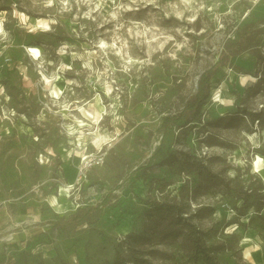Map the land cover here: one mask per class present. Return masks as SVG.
I'll return each instance as SVG.
<instances>
[{
  "label": "rangeland",
  "instance_id": "1",
  "mask_svg": "<svg viewBox=\"0 0 264 264\" xmlns=\"http://www.w3.org/2000/svg\"><path fill=\"white\" fill-rule=\"evenodd\" d=\"M223 51L235 67L164 134ZM263 158L264 0H0V264H204L164 195L217 264H264Z\"/></svg>",
  "mask_w": 264,
  "mask_h": 264
},
{
  "label": "trees",
  "instance_id": "2",
  "mask_svg": "<svg viewBox=\"0 0 264 264\" xmlns=\"http://www.w3.org/2000/svg\"><path fill=\"white\" fill-rule=\"evenodd\" d=\"M246 36L249 37L246 44L244 46H237L235 47L234 54L241 53L244 49L252 46H256L257 42L253 34V30L248 29L245 31ZM235 67V64L229 60V55L226 54L224 51L217 57L212 65H210L207 69L200 73L197 82H196V89L192 92L189 96L186 97L185 101L183 102V106L181 110L174 114H168L162 117V129L164 134L172 125L177 127H183L188 118L194 116L201 104L203 103L204 99L207 97L209 87L212 83L218 81L220 77L224 73V68ZM162 152V141L156 151L152 154L153 157H156ZM183 159H186L185 154H183ZM161 192L163 189L161 188ZM164 197L163 201H154L156 206L157 212L161 215V220L169 221L170 223L177 224L180 227V230L186 232L187 236L191 240V243L194 247V252L196 253V259L201 260L204 264H217L212 256L209 254V247L204 245V242L201 240V236L199 235L200 232L189 222V216H183V210L181 209L180 205L174 201L175 195L171 196L170 199L166 198L167 195L162 196ZM107 201V197H105L100 204L80 208L77 211L69 214L66 216V219L61 222L64 226H69L71 224H81L84 219L92 212H96L99 208ZM115 262H123L124 260L115 258ZM131 261L133 264H143L144 261L140 260L139 258H134Z\"/></svg>",
  "mask_w": 264,
  "mask_h": 264
},
{
  "label": "bare ground",
  "instance_id": "3",
  "mask_svg": "<svg viewBox=\"0 0 264 264\" xmlns=\"http://www.w3.org/2000/svg\"><path fill=\"white\" fill-rule=\"evenodd\" d=\"M105 43H104V41L102 42V44L100 45L101 47H105V45H104ZM99 46V45H98ZM27 51H30V52H32V53H35V55L37 56V53L35 52L36 51V49H34L33 48V46H31L29 49H27ZM89 53V52H88ZM95 53V51L93 52V54ZM75 54V53H74ZM77 54V53H76ZM80 57H81V55H80ZM38 58V57H37ZM88 58V57H87ZM53 78V77H52ZM52 78H49V77H46V79H45V84L46 85H50V89L52 88V83L57 79V76L56 77H54V79H52ZM52 79V80H51ZM44 82V81H43ZM52 93H53V97H57L58 98V96H59V93H60V89H59V87L57 86V85H55L54 87H53V90H52ZM96 105V104H95ZM65 110L67 111L66 113H65V116L66 117H71L72 115H70L69 114V111H71V110H73V109H69V107L66 105V107H65ZM97 115H98V112H97ZM73 117V116H72ZM82 120H84V119H82ZM81 120H77V119H74V122H77V123H74L72 126H70L69 127V133H74V132H80V134H81V132H82V130H79V127L80 126H82L83 124H84V122H80ZM97 121V120H96ZM86 122H88V123H90L89 121H86ZM243 148V147H242ZM76 149H78V148H76ZM76 157H77V155H74V159H76ZM260 158H258V160H259ZM264 159V158H263ZM255 166V165H254ZM253 166V167H254ZM254 169V168H253ZM71 185H68V184H65L64 185V187H62V188H60V190H65V191H67L68 189H69V187H70ZM56 200L57 199H63V195H62V193H59V197H56L55 198Z\"/></svg>",
  "mask_w": 264,
  "mask_h": 264
},
{
  "label": "built area",
  "instance_id": "4",
  "mask_svg": "<svg viewBox=\"0 0 264 264\" xmlns=\"http://www.w3.org/2000/svg\"><path fill=\"white\" fill-rule=\"evenodd\" d=\"M99 160L98 158L92 159L89 158L88 155L82 160L81 164L85 165H91L92 162Z\"/></svg>",
  "mask_w": 264,
  "mask_h": 264
}]
</instances>
